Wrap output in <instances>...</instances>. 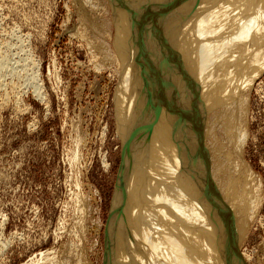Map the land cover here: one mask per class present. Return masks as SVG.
<instances>
[{"label": "rangeland", "instance_id": "rangeland-1", "mask_svg": "<svg viewBox=\"0 0 264 264\" xmlns=\"http://www.w3.org/2000/svg\"><path fill=\"white\" fill-rule=\"evenodd\" d=\"M114 34L108 0H0V264H110L128 99ZM244 89L232 111L241 151L225 136L228 123L210 131L229 158L214 172L234 181L209 193L223 217L230 208L244 217L224 239L233 241L230 264H264V68Z\"/></svg>", "mask_w": 264, "mask_h": 264}, {"label": "bare ground", "instance_id": "bare-ground-1", "mask_svg": "<svg viewBox=\"0 0 264 264\" xmlns=\"http://www.w3.org/2000/svg\"><path fill=\"white\" fill-rule=\"evenodd\" d=\"M108 2L115 55L103 47L100 54L126 69L128 97L109 217L110 264H230L233 241L224 239L244 217L234 208L223 217L224 203L211 201L210 186L226 193L222 183L234 174L224 181L228 170L215 173L229 158L218 148L217 131H210L228 123L225 136L241 151L244 129L239 133L232 111L264 68V0ZM249 191L238 196L242 208L249 206Z\"/></svg>", "mask_w": 264, "mask_h": 264}]
</instances>
